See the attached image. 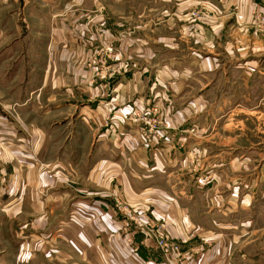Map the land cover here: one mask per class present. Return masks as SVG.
Here are the masks:
<instances>
[{"label": "crops", "instance_id": "1", "mask_svg": "<svg viewBox=\"0 0 264 264\" xmlns=\"http://www.w3.org/2000/svg\"><path fill=\"white\" fill-rule=\"evenodd\" d=\"M13 7V0H0V12L10 14L5 24L11 34L0 32V44L8 42L11 52L8 60L23 49L14 40L18 22L8 11ZM44 18L42 25L48 24ZM63 27L60 22L55 40L64 46ZM109 28L111 41L121 40V46L114 58L119 72L107 73L104 102L91 100L97 87L91 85L85 95L68 93L62 99L69 104H62L67 107L60 114H44L36 123L6 111L8 102L17 100L10 90L13 81L0 84V255L11 254L13 264H33L34 245L43 251L53 240L57 260L43 264H190L194 254V264L253 263L251 251H238L236 244L254 229L250 198L256 171L240 174L244 154L211 142L219 134L213 130L224 124L219 119L224 109L234 107L240 91L241 84H234L237 69L225 82L215 78L210 61L215 56L194 52L186 39L184 49L167 59L148 57L153 61L146 64L138 38ZM67 38L74 49L77 37ZM23 55L27 65L32 56ZM43 57L39 89L49 92L59 86L49 78L48 57ZM152 107L160 112L162 140H144L134 119ZM71 110H78L74 119ZM192 155L196 166H188ZM129 213L138 219L136 227L126 222ZM157 225L179 244L178 256L166 258L154 247L146 227ZM68 245L72 260L58 253ZM17 252L24 261L17 260Z\"/></svg>", "mask_w": 264, "mask_h": 264}, {"label": "rangeland", "instance_id": "2", "mask_svg": "<svg viewBox=\"0 0 264 264\" xmlns=\"http://www.w3.org/2000/svg\"><path fill=\"white\" fill-rule=\"evenodd\" d=\"M13 1L16 8L8 11L13 14L14 21L18 22L14 40L17 44L21 42L23 49L22 55L8 60L11 54L8 42L0 44V84L4 86L13 81L10 90L15 92L16 96L13 97L17 100L16 103L9 101L12 104L6 107V111L15 117L26 116L40 123V117L44 114L56 116L61 113L58 112L60 108L68 106L69 102L62 99H67L68 93H74L77 97L85 95L91 85H97L96 89H92L91 100L104 102L107 73L114 72L117 75L119 72L114 58L115 51L121 46V40L111 41L109 27L114 32L138 38L135 42L143 44L146 64L156 59H167L175 51L184 49L186 39L191 48L196 49L194 52L210 55L209 58L215 56V60L209 59L214 62L215 78H224L225 82L234 76L235 71L232 70L237 69L234 84H241L240 91L234 98V107L222 111L223 116L219 119L224 120V124L213 130L219 134H215L211 142L225 143V150L237 147L244 154L239 160L240 174L250 168L256 171V182L254 179L250 198L251 211L256 214L254 229L251 228V235L239 240L236 247L238 251H251L249 259L254 261L251 264H264V0ZM9 16V13L0 12V32L5 35L11 34L8 31L9 24H5ZM41 16L46 17L44 20L48 24L40 23ZM21 20L28 23L24 25ZM60 22L64 23V46L55 40ZM67 37H77L72 42L74 49L70 47L71 41ZM107 47L112 48L108 57L105 56ZM61 51L66 56L62 60L55 59L53 52L60 54ZM24 53L27 57L32 56L27 59V65L23 60ZM44 55L49 58V78L54 77L55 85L59 86L58 89H49V92L39 89V62L46 61ZM151 56L153 60L148 58ZM52 66L57 70L55 74ZM29 68L34 72L28 73ZM56 77L61 78V82ZM79 80L80 83L76 85ZM61 83L63 86H60ZM221 86L228 87L227 83ZM57 101H60L59 108ZM77 111L69 112L71 118H75ZM58 122L61 127L65 125L62 119ZM54 126L57 127V124ZM139 133L142 137L140 130ZM196 163H199L196 156L188 158V166H196ZM65 186L69 187L68 181ZM235 187H239V191L242 189L240 195L245 193L241 185ZM201 244L205 246L208 243ZM40 247V244L33 247V264H43L47 260H50L49 263L56 262L57 245L53 240L49 241L43 251ZM58 253L64 254L65 260H72L73 252L69 245L63 248V252L59 249ZM10 255L1 254L0 264H13L14 258ZM86 255L89 259V253ZM20 256L17 252L18 261ZM193 256L190 257V264L198 261ZM85 258L81 255V259ZM61 259L59 257V261Z\"/></svg>", "mask_w": 264, "mask_h": 264}, {"label": "built area", "instance_id": "3", "mask_svg": "<svg viewBox=\"0 0 264 264\" xmlns=\"http://www.w3.org/2000/svg\"><path fill=\"white\" fill-rule=\"evenodd\" d=\"M112 48L107 47L105 49V56L108 57L111 55ZM134 119L139 122L140 125V131L142 132V137L145 140L156 139L160 140L162 138V131L163 124L160 119L159 113L157 108L152 107L150 109H147L143 113H139L134 115ZM128 223L134 224L136 227V224H138V219L130 214H128ZM139 228H143L142 226H139ZM147 228V235L150 237L154 247L164 256L169 257L171 254H175L176 256L179 255L180 252V246L179 244L172 240L167 234L162 233L161 226H152V227H146ZM142 230V229H141ZM130 243L131 239L128 240Z\"/></svg>", "mask_w": 264, "mask_h": 264}]
</instances>
